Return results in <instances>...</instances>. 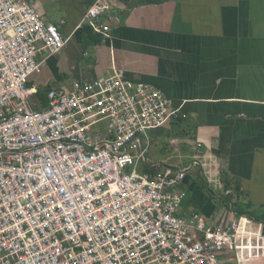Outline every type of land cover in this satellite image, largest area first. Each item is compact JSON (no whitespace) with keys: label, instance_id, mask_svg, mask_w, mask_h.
<instances>
[{"label":"built area","instance_id":"obj_1","mask_svg":"<svg viewBox=\"0 0 264 264\" xmlns=\"http://www.w3.org/2000/svg\"><path fill=\"white\" fill-rule=\"evenodd\" d=\"M118 2L96 0L80 26L110 37ZM70 39L29 0H0V264H225L232 251L240 264L251 259L242 241L264 242L252 218L214 226L197 212L183 217L187 169L143 170L149 132L179 117L164 89L116 68L72 91L53 88L34 108L39 52L60 53Z\"/></svg>","mask_w":264,"mask_h":264},{"label":"crops","instance_id":"obj_2","mask_svg":"<svg viewBox=\"0 0 264 264\" xmlns=\"http://www.w3.org/2000/svg\"><path fill=\"white\" fill-rule=\"evenodd\" d=\"M95 1L29 0L71 36L60 53L39 52L46 61L29 80L34 108H43L40 99L53 88L72 91L76 81L113 76L116 68L156 79L179 117L149 132L143 170L187 169L181 216L197 212L224 226L247 216L227 205L233 195L255 221L253 230L264 234V0H119L108 14L120 17L110 37L89 23L80 26ZM199 142L201 165L195 164ZM246 252L254 258L244 264L256 258L264 264L263 241L244 239L241 256ZM235 253L225 264H240Z\"/></svg>","mask_w":264,"mask_h":264},{"label":"trees","instance_id":"obj_3","mask_svg":"<svg viewBox=\"0 0 264 264\" xmlns=\"http://www.w3.org/2000/svg\"><path fill=\"white\" fill-rule=\"evenodd\" d=\"M130 77V76H129ZM131 79H133L134 81H143V82H151L154 84H158L156 83V79L152 78V77H148V76H141V77H130ZM49 94V92H48ZM41 101V107H46L49 104V98L47 95V98L44 97V95L41 97L40 99ZM234 196L233 195H229L226 198V203L227 205L231 206L233 205L234 210L238 211L240 215H249L247 213H245L246 211L244 210V208L242 206H240L238 203H236V201L234 200Z\"/></svg>","mask_w":264,"mask_h":264},{"label":"rangeland","instance_id":"obj_4","mask_svg":"<svg viewBox=\"0 0 264 264\" xmlns=\"http://www.w3.org/2000/svg\"><path fill=\"white\" fill-rule=\"evenodd\" d=\"M58 13H59V11H58ZM57 22H59V18H57V20H56ZM131 170V167L130 168H127V171L129 172ZM254 245H257V243H255ZM257 250V249H256ZM256 252V251H255ZM247 253V252H246ZM247 254H249V253H247ZM232 256H234V254H231ZM235 255H236V253H235ZM247 258H254V256H249V255H247ZM233 260H235L234 258H233ZM232 264H236L235 262L233 263L232 262ZM252 264H257V258L252 262Z\"/></svg>","mask_w":264,"mask_h":264},{"label":"water","instance_id":"obj_5","mask_svg":"<svg viewBox=\"0 0 264 264\" xmlns=\"http://www.w3.org/2000/svg\"><path fill=\"white\" fill-rule=\"evenodd\" d=\"M257 221V219H255Z\"/></svg>","mask_w":264,"mask_h":264}]
</instances>
